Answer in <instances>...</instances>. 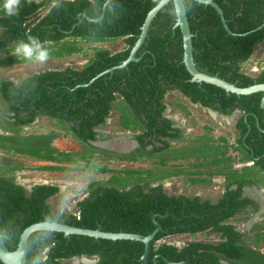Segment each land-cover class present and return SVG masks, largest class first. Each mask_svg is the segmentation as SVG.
Here are the masks:
<instances>
[{
  "label": "trees",
  "instance_id": "obj_1",
  "mask_svg": "<svg viewBox=\"0 0 264 264\" xmlns=\"http://www.w3.org/2000/svg\"><path fill=\"white\" fill-rule=\"evenodd\" d=\"M160 1L113 0L99 23L86 19H98L106 0H23L18 16L9 18L0 12V53L6 55L0 59L2 68L32 63L9 54L17 40H27L29 36L38 37L54 60L83 52L78 47L80 42L104 44L123 40L125 44V49L118 53L90 49L93 54L83 53L87 62L79 69L66 67L34 74L18 86L10 81L0 82V100L6 113L12 115L1 126L0 152L55 164L38 167L36 171L110 174L105 182L90 183L87 197L77 203L73 213L65 215L52 210L47 203L59 192L58 187L40 185L27 193L14 177L15 173L28 170L24 164L0 160V233L11 237L5 241L9 251H15L22 232L42 222L44 216L76 228L95 230L101 225L106 233L141 236L155 230V217L162 232L150 243L147 264H264V224L257 225L251 236L229 224L239 213L249 217L258 210L257 204L243 195L247 188L264 187V110L260 106L263 95L238 97L226 95L211 85L191 83L182 62L181 34L178 29L172 31L175 17L171 4L151 22L136 52L139 61L98 77L127 60L148 13ZM215 3L233 35L224 31L211 7L184 0L194 36L193 60L197 70L238 88L264 84V69L258 75L244 70L257 45L264 43V0ZM42 9L48 10L41 16ZM174 92L192 105L225 117L239 111L235 125L238 135L233 143L222 136L190 139L173 128L172 121L165 116V98ZM173 107L189 115L181 103H173ZM112 112L118 115L116 127L132 133L139 145L127 155L91 145L99 136L96 130L106 124ZM39 118L54 121L60 132L25 135L23 131ZM66 137L82 149L62 152L53 147L55 140ZM99 159L128 164L151 162L152 167L113 170L102 166ZM235 162L253 165L236 170L231 165ZM216 175L223 180L224 188L216 204L201 202L198 197L168 195L162 185L166 180L181 177L189 186H209ZM200 234L211 235L218 242L191 241L180 248L163 242ZM47 236L50 240L45 241L43 248L54 247L50 262L58 254L65 258L97 256L98 264H142L144 245L138 242L81 236L66 240L53 232ZM181 240L185 242L184 238Z\"/></svg>",
  "mask_w": 264,
  "mask_h": 264
},
{
  "label": "rangeland",
  "instance_id": "obj_2",
  "mask_svg": "<svg viewBox=\"0 0 264 264\" xmlns=\"http://www.w3.org/2000/svg\"><path fill=\"white\" fill-rule=\"evenodd\" d=\"M30 1V0H29ZM48 9H42L40 15L42 16L47 12ZM78 47L83 48V52L73 55L69 58H64L61 60H54L49 58L47 62L44 64H36V63H25L21 65H13L0 67V82L1 81H10L19 85L22 80L25 78L32 76L34 74H40L46 71H58L64 70L66 67H71L73 69L81 68L86 62L87 59L83 57V53H87L88 55H92V48H102L110 50V52H121L125 49V44L123 40H118L115 42H107L104 44H90L85 42H80ZM6 55L4 53H0V59L4 58ZM264 69V43H260L257 45L256 50L252 54L249 62L245 65L244 70L245 73L258 75L260 71ZM173 103H181L189 112V115L186 116L184 113H181L179 110L174 109ZM165 104L167 105V117H169L172 121H175L176 124L187 131L185 133L186 138L192 139L193 137H203L204 135H208L209 137H213L214 139L222 136L227 139L229 144H232L234 138L236 137V132L234 130L235 118L232 115L228 117H220L212 114L209 111L203 110L198 105H192L188 99L182 97L179 93H169L165 98ZM2 106L0 102V107ZM240 114L237 115L239 117ZM118 115L112 112L111 116L108 118L104 129L102 130L104 133L105 140L108 141L115 140L119 144L122 142L126 147L122 148L125 150H131L134 144L129 141L121 138L117 141V137H133L132 133H126L121 131L116 127ZM0 133L2 132L1 126L4 123L3 120L0 119ZM207 127V129H205ZM49 131H58L55 128V122L48 118H39L31 127L24 130L23 133L25 135H38V134H46ZM107 138V139H106ZM130 138V140H132ZM59 142L55 147L57 150L62 152H76L80 151L82 148L77 145L70 137L60 138ZM118 144V145H119ZM122 144V145H123ZM107 145V146H106ZM106 145H102L104 147H112L115 146L112 143H107ZM182 144H174L173 146H181ZM54 147V146H53ZM113 148V147H112ZM101 149V148H98ZM105 150V149H101ZM109 151V150H106ZM112 152V151H110ZM121 154V153H118ZM129 154V153H128ZM127 155V154H122ZM0 160L2 162H21L26 167V171L17 172L14 174L15 181L19 185L23 186L25 189H30L35 185H53L58 187L59 192L50 200H48V204L52 207L53 210H59L61 213L65 215H70L73 213L77 203L81 202L83 199L87 197V187L92 182H105L109 178L110 174H98L93 172H41L36 171L34 169L46 165H55V164H46V163H38L36 160L29 159L27 157L16 156L11 157L7 154H3L0 152ZM101 159L98 160V162ZM102 166H106L108 169L113 170H125V169H147L152 167L151 162H146L143 164L134 163H119L112 161H101ZM187 169V168H186ZM164 191L168 195H184L187 197L199 196L202 199H209L211 202H215L219 197L222 196L223 188V180L218 175L213 176L212 183L209 186H189L188 183L183 181V178H173L166 180L162 183ZM253 190L255 192H253ZM260 187H254L247 189V193L251 195V197L256 201H262L264 204V190L260 191ZM260 201V202H261ZM254 217V216H253ZM251 219H255L254 223L260 222V217H255ZM248 217L242 216L240 213L234 218L231 219V224L235 226L238 231H246L248 226L251 224L249 220L246 221ZM253 221V220H252ZM250 223V224H249ZM185 240V242L181 239ZM183 238H169V243L175 245L176 247H182L185 243L191 241H198L203 243H213L216 238L207 235L200 234L195 237H183ZM262 251L264 250V244L261 245Z\"/></svg>",
  "mask_w": 264,
  "mask_h": 264
},
{
  "label": "water",
  "instance_id": "obj_3",
  "mask_svg": "<svg viewBox=\"0 0 264 264\" xmlns=\"http://www.w3.org/2000/svg\"><path fill=\"white\" fill-rule=\"evenodd\" d=\"M113 0H106L104 3L103 9H102V15L96 19H86L89 22L99 23L103 17L104 11L107 7H110V4ZM196 3L202 4L204 6L211 7L218 15L221 24L223 26L224 31L228 35H233L232 32L229 30L228 26L226 25V21L223 16L222 10L219 8V6L215 3V0H192ZM172 5L173 11H174V17H175V28L179 30L181 34L182 39V62L185 67L186 72L190 75L191 83L196 84H207L214 86L218 89H221L226 93V95H236V96H249L257 93H261L263 95L261 99V109L264 110V84H258L253 85L247 88H238L233 84H229L222 79L218 78L217 76H209L204 73H201L197 70L196 65L193 60V48H192V38L194 37L189 28L188 19L186 16V9L184 5V0H161L147 15L145 22L141 28V33L136 41L135 45L132 47L129 57L127 60L121 63V65L114 67L108 71H105L101 73L98 77L103 76L107 73L112 74L115 70H121L126 69V67L131 62H137L138 59L135 58V54L138 51V49L143 44L148 29L150 27L151 22L153 19L157 16V14L166 6ZM97 77V78H98ZM95 81L92 80L89 84H92ZM206 111L211 112L214 115H217L216 113L212 112L210 109H205ZM167 113V112H166ZM240 112L236 111L233 113V115H238ZM167 117V116H166ZM223 117V116H222ZM170 119L169 117H167ZM111 141V140H110ZM109 142V141H106ZM106 142H93L91 143L92 146L96 148H101L109 151H114L121 154H128L132 150L136 149L138 147V143L134 140L131 142L134 144L133 148L127 152H121L112 150L106 147L101 146L102 143ZM18 184V183H17ZM19 185V184H18ZM32 188L26 189L27 192H31ZM152 223L155 227V230L148 234L147 236H141L138 234H127L123 232L119 233H106L102 231L101 225H98L95 230H88L83 228H76L74 226H68L60 224L56 221H54L50 216H44L43 221L39 222L37 224H34L27 229H25L22 234L19 237L17 248L15 251H9L8 248L5 245V241L8 240L7 237L0 233V262L2 264H26L27 262V243L29 238L36 233L41 232H53V233H60L63 235V238L66 240H69L71 236H81V237H88L92 238L94 240H109V241H131V242H138L144 245V253L143 256L140 259V262L142 264H147L148 255L150 253V247L151 242L154 240V237L157 233L162 232V228L157 224L155 221V217H152ZM84 258V257H83ZM157 257L153 258V262L155 263ZM167 264H171L167 261H165ZM226 264V263H222Z\"/></svg>",
  "mask_w": 264,
  "mask_h": 264
},
{
  "label": "flooded vegetation",
  "instance_id": "obj_4",
  "mask_svg": "<svg viewBox=\"0 0 264 264\" xmlns=\"http://www.w3.org/2000/svg\"><path fill=\"white\" fill-rule=\"evenodd\" d=\"M102 9H103V7H102ZM81 17V15H78V19ZM77 25H78V23H77ZM174 30H176V28H175V22L173 23V26H172V31H174ZM124 42V41H123ZM142 46V45H141ZM109 52H110V50H109ZM111 53H118V52H111ZM135 56H136V54H135ZM0 102H1V104H2V106L0 107V119L1 120H3L4 122H6V121H9V117H11L12 115H9V114H7L6 113V106H5V104L2 102V100H0ZM200 108H202L200 105H198ZM203 110H205V108H202ZM212 111V110H211ZM167 112V111H166ZM212 112H214V111H212ZM214 113H216V112H214ZM217 115L216 116H220V117H222V115H220L219 113H216ZM240 114V113H239ZM165 116H167V113H165ZM232 116L233 117H236L235 118V124H234V130H235V125H236V123H237V121H238V119L240 118V115H239V117H237L236 115H233L232 114ZM223 117H225V116H223ZM38 120V119H37ZM36 120V121H37ZM171 120V119H170ZM172 121V120H171ZM1 123V122H0ZM172 123H173V128H175V129H178V130H181L182 132H183V135H184V137H186L185 136V133L187 132V131H185V129H183V128H180L177 124H176V122L175 121H172ZM106 125V124H105ZM235 132L237 133V131L235 130ZM96 133L99 135L98 137H97V141L96 142H106V141H108V139L107 140H105V137L103 136L104 135V133L103 132H100L99 130H96ZM126 133H129V132H126ZM238 135V133L236 134V136ZM133 136V135H132ZM100 137L102 138L101 140H100ZM121 138H123V139H125V140H129V141H132V140H134V138L132 137H124V136H119V137H117V141H119ZM130 138L132 139V140H130ZM135 141V140H134ZM110 143H112L113 145H115V146H112V147H106V148H109V149H112V150H116V151H121V152H127V151H129V150H125V149H122V148H124V147H126V145H124L123 143H125V142H122V143H118V142H116L115 140H112V141H109ZM109 142H106V143H102L101 144V146L104 144H107V143H109ZM119 144V145H118ZM123 144V145H122ZM126 144V143H125ZM104 147V146H103ZM139 148V145H138V147L136 148V149H138ZM136 149H134V150H132L131 152H133V151H135ZM112 152H114V151H112ZM131 152H129V153H131ZM115 153H117V152H115ZM3 154H6V153H3ZM118 154V153H117ZM233 157V159H235V157H239L238 155L237 156H232ZM237 162H235V163H232L231 165L234 167V165L236 164ZM244 164V163H243ZM237 170V169H236ZM19 186H21V185H19ZM35 186H40V185H35ZM35 186H33L32 187V189L35 187ZM51 186H53V185H51ZM23 187V186H22ZM24 188V187H23ZM254 188V187H253ZM25 189V188H24ZM247 189H250V188H247ZM247 189H245L244 190V197H248L251 201H253L254 202V204H257V206H258V210L253 214V215H251V216H249L248 217V219H246V221L247 220H249L250 222H251V224L248 226V228L249 229H247L246 231H244V232H242V231H238L236 228H235V230L236 231H238V232H240V233H242V234H244V235H246V236H251L252 234H253V229L257 226V225H259V226H263V224H264V204L262 203V201H261V199H260V201H256V200H254L252 197H251V195H249V193H247ZM26 190V189H25ZM27 192V191H26ZM27 193H29V192H27ZM224 194V190H223V192H222V195ZM184 196V195H183ZM185 197H187V196H185ZM195 197H198L199 199H200V201L201 202H204V201H209L211 204H216L220 199H221V197H219L214 203L213 202H211L209 199H202V198H200L199 196H194V197H191V199L192 198H195ZM188 198H190V197H188ZM53 210V209H52ZM254 216V217H253ZM260 217V222H258V223H254L255 221V219H251V217H253V218H255V217ZM253 220V221H252ZM232 221V220H231ZM231 221L229 222V224L230 225H232L231 224ZM233 226V225H232ZM235 227V226H234ZM264 230H262L261 232H263ZM255 232V231H254ZM47 233L48 232H41V233H36V235L33 237V238H29V240H28V243H27V250H28V255H27V262H26V264H32V261H33V258L34 257H36V256H40L41 258H42V264H98V262H99V258L97 257V256H93V257H86V256H73V257H69V258H65V257H60V256H53V261H49L50 259H51V249H53L54 247L53 246H47V247H45V248H43V244L45 243V241H48V240H50V239H48V236H47ZM5 235V234H4ZM6 236V235H5ZM7 237V236H6ZM7 239L8 240H6V241H10L11 240V237H7ZM47 239V240H46ZM218 242V240H215L213 243H217ZM261 251H262V249H261ZM264 251V250H263ZM262 251V252H263ZM84 257V258H83Z\"/></svg>",
  "mask_w": 264,
  "mask_h": 264
},
{
  "label": "clouds",
  "instance_id": "obj_5",
  "mask_svg": "<svg viewBox=\"0 0 264 264\" xmlns=\"http://www.w3.org/2000/svg\"><path fill=\"white\" fill-rule=\"evenodd\" d=\"M22 3L23 0H0V12L9 18L16 17L19 15ZM53 7H56V4H53ZM9 54L36 64H44L50 57L48 48L35 36H29L27 40H17L11 47ZM32 264H42V258L40 256L34 257Z\"/></svg>",
  "mask_w": 264,
  "mask_h": 264
},
{
  "label": "built area",
  "instance_id": "obj_6",
  "mask_svg": "<svg viewBox=\"0 0 264 264\" xmlns=\"http://www.w3.org/2000/svg\"><path fill=\"white\" fill-rule=\"evenodd\" d=\"M252 165H253V163H251V162L244 163V164L236 163L233 168L237 169V170H240V169H242L244 167H251ZM76 216L78 217V215H76Z\"/></svg>",
  "mask_w": 264,
  "mask_h": 264
},
{
  "label": "crops",
  "instance_id": "obj_7",
  "mask_svg": "<svg viewBox=\"0 0 264 264\" xmlns=\"http://www.w3.org/2000/svg\"><path fill=\"white\" fill-rule=\"evenodd\" d=\"M14 85L15 86H18V85H16L15 83H14ZM104 127H105V125L104 126H102V127H100L98 130L100 131V132H103L102 130L104 129ZM58 142H59V140L57 139V140H55L54 142H53V146L54 147H56L57 146V144H58ZM260 189H263L264 190V187H260ZM263 190H260V191H262L263 192ZM253 192H255L254 190H253ZM264 193V192H263Z\"/></svg>",
  "mask_w": 264,
  "mask_h": 264
},
{
  "label": "bare ground",
  "instance_id": "obj_8",
  "mask_svg": "<svg viewBox=\"0 0 264 264\" xmlns=\"http://www.w3.org/2000/svg\"><path fill=\"white\" fill-rule=\"evenodd\" d=\"M106 145V144H105ZM107 146V145H106Z\"/></svg>",
  "mask_w": 264,
  "mask_h": 264
}]
</instances>
